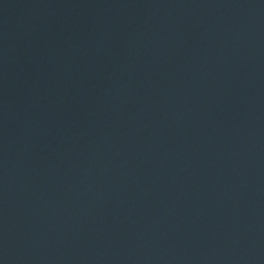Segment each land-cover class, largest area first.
Instances as JSON below:
<instances>
[{"label":"water","instance_id":"95a60500","mask_svg":"<svg viewBox=\"0 0 264 264\" xmlns=\"http://www.w3.org/2000/svg\"><path fill=\"white\" fill-rule=\"evenodd\" d=\"M0 264H264V0H0Z\"/></svg>","mask_w":264,"mask_h":264}]
</instances>
